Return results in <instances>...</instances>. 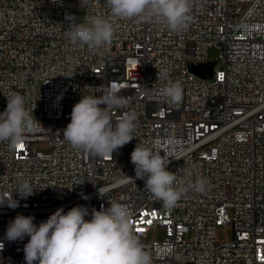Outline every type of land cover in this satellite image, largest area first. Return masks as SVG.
Instances as JSON below:
<instances>
[{
	"label": "built area",
	"instance_id": "2783aa9c",
	"mask_svg": "<svg viewBox=\"0 0 264 264\" xmlns=\"http://www.w3.org/2000/svg\"><path fill=\"white\" fill-rule=\"evenodd\" d=\"M66 13L77 23L110 19L119 25L112 43L99 52L74 47ZM191 15L186 30L172 32L156 20L113 18L106 0H0V112L18 92L38 124L22 148L0 143V193L19 201L15 209L0 206V264H26L29 237L5 239L17 214L38 226L58 208L83 205L91 213L108 201L128 206L152 264H264V0H193ZM210 62V79L191 70ZM162 70L181 85V103L156 99L167 84L157 79ZM109 86L128 101L113 121L134 111L138 127L112 158H97L74 150L63 130L83 95ZM137 144L167 157L184 185L206 179L205 191L189 190L165 208L135 178ZM24 180L35 189L21 199L14 191ZM226 225L233 240L220 243L217 229ZM152 227L165 239L148 241Z\"/></svg>",
	"mask_w": 264,
	"mask_h": 264
},
{
	"label": "clouds",
	"instance_id": "9594fccd",
	"mask_svg": "<svg viewBox=\"0 0 264 264\" xmlns=\"http://www.w3.org/2000/svg\"><path fill=\"white\" fill-rule=\"evenodd\" d=\"M106 4L113 18L156 20L172 32L186 30L193 22V0H106ZM65 19L70 21L65 35L71 44L79 49L87 47L91 52L108 47L119 27L101 15L88 17L83 23H77V18L69 13ZM157 79L167 81L154 93L157 100L172 104L182 102V87L172 82L167 70L158 72ZM6 98V109L0 112V143L15 150L37 130L38 124L33 110L26 107L23 95L10 92ZM127 104V99L115 86L107 87L100 96L83 95L72 108L70 123L63 130L64 140L74 150L97 158H112L114 152L136 138V112L125 111L115 122L112 119L113 112L126 108ZM130 162L135 166V178L143 180L144 188L167 209L174 208L189 190L205 191L206 179L198 177L194 183L189 181L184 185L176 173L167 169L169 159L148 147L137 144ZM34 189L24 180L14 192L24 199L33 195ZM12 193H0V206L19 207ZM99 193L101 195L100 190ZM108 203L109 207L101 205L100 210L93 208L91 213L83 205L67 212L61 207L38 226L33 216L17 214L8 224L5 239L23 241L29 237L23 249L26 264H152L150 254L135 234L128 206L116 201ZM89 215L91 218L86 220Z\"/></svg>",
	"mask_w": 264,
	"mask_h": 264
},
{
	"label": "rangeland",
	"instance_id": "374dc122",
	"mask_svg": "<svg viewBox=\"0 0 264 264\" xmlns=\"http://www.w3.org/2000/svg\"><path fill=\"white\" fill-rule=\"evenodd\" d=\"M210 55L213 59L218 56V52L216 50H212ZM36 151L40 152H49L50 148L44 144H37L35 146ZM165 239L164 231L159 227H152L147 235L148 241H161ZM217 240L220 243L230 242L233 240V228L232 226L226 225L221 226L217 229Z\"/></svg>",
	"mask_w": 264,
	"mask_h": 264
},
{
	"label": "water",
	"instance_id": "95a60500",
	"mask_svg": "<svg viewBox=\"0 0 264 264\" xmlns=\"http://www.w3.org/2000/svg\"><path fill=\"white\" fill-rule=\"evenodd\" d=\"M214 65V62H210L208 64L191 66V70L201 78L210 79L213 76Z\"/></svg>",
	"mask_w": 264,
	"mask_h": 264
},
{
	"label": "bare ground",
	"instance_id": "6f19581e",
	"mask_svg": "<svg viewBox=\"0 0 264 264\" xmlns=\"http://www.w3.org/2000/svg\"><path fill=\"white\" fill-rule=\"evenodd\" d=\"M163 123H172V116H163Z\"/></svg>",
	"mask_w": 264,
	"mask_h": 264
},
{
	"label": "snow or ice",
	"instance_id": "6c2138e0",
	"mask_svg": "<svg viewBox=\"0 0 264 264\" xmlns=\"http://www.w3.org/2000/svg\"><path fill=\"white\" fill-rule=\"evenodd\" d=\"M20 147L22 148V147H23V145H20Z\"/></svg>",
	"mask_w": 264,
	"mask_h": 264
}]
</instances>
